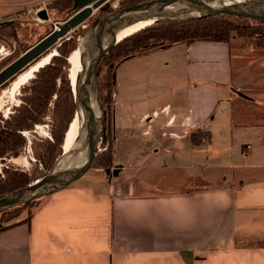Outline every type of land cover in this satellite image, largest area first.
Here are the masks:
<instances>
[{"label":"crops","instance_id":"0c3cea01","mask_svg":"<svg viewBox=\"0 0 264 264\" xmlns=\"http://www.w3.org/2000/svg\"><path fill=\"white\" fill-rule=\"evenodd\" d=\"M42 1L0 0V25L23 28ZM251 41L121 62L117 175L170 165L195 183L162 189L138 176L120 193L81 178L0 232V264H264V49Z\"/></svg>","mask_w":264,"mask_h":264},{"label":"rangeland","instance_id":"374dc122","mask_svg":"<svg viewBox=\"0 0 264 264\" xmlns=\"http://www.w3.org/2000/svg\"><path fill=\"white\" fill-rule=\"evenodd\" d=\"M223 3H228V1L223 0ZM235 3L242 4V1ZM121 5H123L122 0H110L102 7L104 9L111 8V11L126 8V6ZM65 7L70 8V5L67 4V2H65V4H60L57 9L53 10L51 14H49V17L51 19L58 20V22H63L67 19V17H70L73 14L72 13L67 16L72 10L66 12ZM70 9H72V6ZM168 12L174 16L189 15L188 10L180 9ZM103 15L105 14L101 10L95 11L90 19L85 21L76 29V33H72L70 35V37L73 36L74 39H71L62 47L61 51L57 53L59 54L58 57H56L49 66L41 70L40 73L37 72L32 81L23 85L21 90L16 93L14 99L11 100L9 97L4 98L6 104L5 108L0 111V120L5 118V112L17 115L19 111L24 108L31 111L30 116L32 117L27 119L26 123L24 122L26 124L25 126H27L26 129L22 131L24 134L23 138L25 139L24 145L17 148L10 147L11 149H14V151H8L4 157H0V196L9 194L8 192L12 193L11 191L15 192L14 190L16 189L20 190L22 187L26 188L27 185L29 186L33 184L34 181L43 177L48 172L49 167H51V165L53 166L58 159L59 164L57 168H55L56 172H58V170L74 168L84 156V151H81L84 147L82 115L79 106L77 105L78 103H74L73 92L71 91V87H73L71 83V75L68 76L71 87H69V83L66 79L68 65L66 64L65 57H67L71 49L76 46V41L83 31L86 29H93L94 24L97 20L101 19ZM220 16V18H216L215 21H212L213 24L211 29H208L209 27H205V29H201V32L214 35L222 33L225 34V36L227 34L230 39H235L236 37L249 38L252 40L251 42L256 43L261 50L264 49V24H257L251 21L243 22L232 18L231 16ZM200 25L203 26L204 24H193L191 26H187V28L182 27L183 25L180 24L162 25L163 28L161 27L162 29H160V31H154L153 33L157 32L159 35L164 32L171 33L174 30L180 29H189L190 31L198 29L196 32L200 33V27L196 29L193 28L194 26ZM23 26V28L20 27L17 31L20 36L19 44H16L15 40L12 38H0V50H3L0 54V63L1 61L7 62L8 59L11 60L15 58L17 54L21 55L25 49L35 45L41 38L45 37V34L48 33V31L51 30V22H46L45 24H35L32 22L30 17H26V21ZM240 33L251 34L252 36L240 37L238 36ZM151 35L152 33L150 34V30H147L143 33L141 32L132 36L126 43L122 42L117 45L115 49H112L110 53L99 63L98 83L102 97L101 99L104 101L103 108L105 111V131L95 153L92 166L82 177V184L93 183L96 184L95 186L98 188L112 185L116 191L121 193L126 192L129 189L127 187V183L136 180L142 173L141 166L138 165L136 166L137 169L134 168L136 169L135 171L132 167H129V171H124L122 173L119 172L117 176H112V171L116 169L117 163L114 158L115 143L113 141L112 134L111 113L113 106L115 105L116 77L117 80L120 78V71L115 69L121 63L120 61H122L121 56L116 57V53H121L120 55L124 54L122 52H128V54L131 53L126 50L127 47L132 45L134 41H138L140 38H146ZM150 42L153 41L148 40L149 44H151ZM143 44L144 43H141L140 46L134 44L137 48L135 51L138 54L143 53L142 51L144 50L142 46L145 45ZM49 53L50 52H48L47 55ZM87 58L88 56L85 58V64L88 60ZM35 63L36 62H34V64ZM28 67L23 69L21 72L28 69ZM1 69L2 67H0V70ZM10 81L0 89V94L5 88L10 86ZM113 81H115V84ZM137 95L141 96V91H139ZM90 98L93 99L92 93ZM33 104L38 106V108H36L37 112L34 113L31 110L33 107H30ZM17 106L22 107L18 108L20 109L18 112ZM75 114L76 117L73 120L75 125H77V122L80 123L79 128L75 127V130H77L75 135L79 131V136L76 142L74 141L71 144V147H73L72 151H70L67 157L64 158V154V156L61 157L63 153L62 146L60 144L62 132L64 131L68 121L71 120ZM34 117L36 118V121H34L35 124L32 126ZM1 126L2 124L0 123V128ZM195 137H198V135L193 137V142L196 141ZM137 159L140 160L141 158L139 157ZM106 169L110 170V174L108 176L105 174ZM141 176L143 180L150 181L151 184H154L155 186H158V188L162 189L172 188L174 185L179 184L181 180L185 179L183 176L179 175L177 171H175V168L170 167V165H167V167L162 166L161 169L150 170L143 173ZM193 183L195 182L187 180L186 178V180H183L181 185H190ZM44 200L45 198H42L32 205L37 206ZM32 209L33 208L30 207H23L22 209L11 211L6 215H2V213H0V224L12 219L22 210L23 212L21 213L19 219L24 218L29 212H31ZM6 210L7 209H4L3 211Z\"/></svg>","mask_w":264,"mask_h":264},{"label":"water","instance_id":"95a60500","mask_svg":"<svg viewBox=\"0 0 264 264\" xmlns=\"http://www.w3.org/2000/svg\"><path fill=\"white\" fill-rule=\"evenodd\" d=\"M110 0H74L73 14L63 22L51 24V31L35 45L24 51L18 58L0 70V89L19 72L57 48L63 39H69L85 21L93 16ZM223 0H153L118 9L97 20L92 29L96 33V44L83 65L82 79L77 89V103L82 114L84 136V158L72 169L56 172L54 168L33 184L15 192L0 196V210L28 204L65 189L80 180L91 168L98 145L105 131V111L98 83V66L102 58L117 44L119 28L126 22L137 20L188 19L214 17L217 15L234 16L256 21H264V0H242V4L226 6ZM234 1V0H232ZM237 1V0H235ZM188 10V16H174L168 11ZM171 13V12H170ZM45 22H50L45 10L38 14ZM91 93L93 99L90 98ZM72 151V150H71ZM80 151V152H81ZM63 156V154H62ZM118 169L112 171L117 176ZM108 176L110 170H105Z\"/></svg>","mask_w":264,"mask_h":264},{"label":"trees","instance_id":"16d2710c","mask_svg":"<svg viewBox=\"0 0 264 264\" xmlns=\"http://www.w3.org/2000/svg\"><path fill=\"white\" fill-rule=\"evenodd\" d=\"M148 1H151V0H122V3H123L124 6L129 7L131 5H136V4L143 3V2H148ZM65 2H67V4L70 5V8L72 6V9H70L68 7H65V11L66 12L72 10L67 16L72 14L73 13L74 0H57V1L51 2L47 6L48 15L51 14V12L53 10L57 9L60 4H65ZM123 5H121V6H123ZM110 9L111 8L106 10L103 7H101L99 10L104 12V14H106V13L111 14L112 12H114V10L111 11ZM220 17H221L220 15H217V16H214V17H204V18H188V19H168V18H166V19H160L158 21H155L151 26L145 27V28L141 29L140 31L136 32L135 34L122 39L112 49H115V47L117 45L121 44L122 42L126 43L132 36H134V35H136L138 33H141V32L143 33V32H145L147 30H150V34L152 33L151 36H148L146 38H140V40L134 41V43L132 45H130L129 47H127V49H126V50L130 51L131 53L128 54V52H122V53H124L122 55H120L121 53H116V57H120L121 56V58H122L121 60L122 61L133 57L134 55L138 54L135 51L137 48L134 46V44L140 46L141 43L145 44V45L143 44L144 46H142L143 50H144V51H142L143 53H148V52H151V51H154V50L161 49L163 47L173 46V45H178V44L190 45V44H193L194 42H197V41L228 43L231 39H230V37L227 36V34L225 36V34H222V33L214 35V34H206L204 32H201L202 31L201 29H205V27H207V28L209 27L208 29H211V26L213 24L212 21H215L216 18H220ZM231 17L235 18L237 20L243 21V22H250L251 21V22H254V23H257V24H264V21H256V20H250V19H246V18L233 17V16H231ZM51 20L54 21V22H58V20H56V19H51ZM201 23H203L204 25L203 26L200 25V26H194L193 27L194 29L200 27V29H199L200 33L196 32V31H198V29L197 30H193V31H190L189 29H187V30L180 29V30H174L171 33L164 32V33H161L159 35L157 34L158 30L160 31V29L163 28L162 25L180 24V25H183L182 27L187 28V26H191L193 24L194 25L195 24H201ZM242 28H245V27H242ZM18 29L19 28H18V26L15 23L1 24L0 25V38L1 37H3V38H12L13 40H15L16 44H19L20 43V36L18 35L19 33H17ZM50 31H48V33ZM87 31H88L87 29L85 31H83V33L80 35V37L83 36ZM154 31H157V32L153 33ZM48 33H46L45 36ZM74 33H76V32H74ZM238 36H240V37H251L252 35L251 34L240 33ZM71 39H74V37L72 36L69 39H63L60 42V45L55 49L56 52L57 53L60 52L62 47L64 45H66ZM148 40L149 41H153V42H150L151 44H149ZM30 47H28V48H30ZM76 47H77V41H76V46L73 47V49H71L69 55L67 57H65L66 64L68 65V71H69L68 57L76 49ZM27 49H25V51ZM110 51L106 55H108L110 53ZM143 53H141V54H143ZM58 55L59 54H57V56H54L51 59L50 63L48 65H46L45 67H43L42 69H40L38 71V73H40L41 70H43L47 66H49L51 64V62L56 57H58ZM18 56H19V54H17V56L15 58L11 59V60L8 59L7 62L6 61L5 62L4 61L1 62L0 63V67H2V68L5 67L8 63H10L13 60H15ZM122 61H120V62H122ZM68 71L66 73V79H67V81L69 83V87H71V84H70V82L68 80V76L70 75V73ZM97 72H98V69H97ZM82 74L81 73L78 74L77 82H76L74 90H73V87H71V91L73 92V97H74V103H77V89H78L80 80L82 78ZM113 83L115 84V81H113ZM115 91H116V86H115ZM102 103H103V106H104V101L103 100H102ZM20 107L21 106H17V112H18V110H20V109H18ZM30 107H33L31 109L33 111V113L37 112L36 108H38V106L33 104ZM30 113H31L30 110H28L27 108H24L23 110H20L17 115L9 113L5 118L3 117L4 119L0 120V123L2 124V126L0 128V157H4V155L6 153H8V151L13 152L14 149H11L10 147L17 148V147H20V146L22 147L24 145L25 139L23 138L24 134L22 133V131L24 129H26V127H27V126H25L26 125L25 124L26 120L29 119L30 117H32V116H30L31 115ZM75 117H76V114L74 115L73 118L71 117L72 119L68 121L64 131L62 132L61 143H60L61 146L63 145L65 134L67 133V131L69 129V126L73 122ZM33 119L34 120H33L32 126H33V124H35L34 121H36L35 117ZM111 151H112V149H111ZM61 157H62V155H61ZM58 160L56 162H58ZM56 162L53 164V166L51 165V167H49L48 172L44 176L49 174L51 169L55 166ZM43 177H41V178H43ZM23 188H25V187H22L20 189H23ZM16 190H19V189H16ZM16 190H14V191H16ZM11 192H13V191H11ZM8 193H10V192H8ZM36 201H38V200H34V201H32V202H30L28 204H22V205H19V206H16V207L8 208L6 211L0 210V213H2V215H6V214H8L11 211L22 209L23 207L34 208L35 205L33 206L32 204H34ZM22 212H23V210L18 212L17 215L15 217H13L12 219L7 220L4 223L0 224V232L4 231L6 229L12 228L14 226H17V225H19L21 223H24L28 219V217L30 215V212L27 214L26 217H24L25 218L24 220L19 221L20 220L19 217H20ZM16 218H18V219H16Z\"/></svg>","mask_w":264,"mask_h":264},{"label":"bare ground","instance_id":"6f19581e","mask_svg":"<svg viewBox=\"0 0 264 264\" xmlns=\"http://www.w3.org/2000/svg\"><path fill=\"white\" fill-rule=\"evenodd\" d=\"M228 1V3H223L226 6L229 5H234L236 4L235 2L242 1V0H237V1H232V0H225ZM243 2V1H242ZM154 22L151 20H137L135 22H126L122 24L119 28V33L117 34L116 41L117 43L120 42L122 39L131 36L135 34L136 32L140 31L141 29L151 26ZM96 33L91 29H89L86 34L82 37H80L77 40V47L76 49L70 54L68 57V64H69V73L72 78V85L75 88L76 82H77V77L79 73H83V65L85 64V58L88 56L89 58V53L91 52L92 48L96 44ZM56 48L50 49L48 52H50L48 55L47 53L44 54L43 56L39 57L36 61L35 64L34 62L31 63L33 65H29L28 69L25 71L18 73L12 81H10V86L8 88H5L3 92L0 94V111L5 108V97H9L11 100L15 98L16 93H18L21 90V87L25 85L27 82L31 81L34 77L35 74L48 65L51 61V59L57 55V52L55 50ZM3 52V50H0V54ZM45 56V57H44ZM43 57V58H42ZM41 58V59H40ZM87 58V59H88ZM39 60V61H38ZM9 112H5L4 116L6 117ZM78 114V113H77ZM82 115V114H81ZM75 127L79 128L80 123L77 122V125H75L74 121L70 124V127L65 134L64 142L62 145V150L63 154L65 155L64 158L67 157V155L70 153V151L73 149L71 147V144L78 139L79 136V131L75 135ZM101 151V150H100ZM99 153V152H98ZM63 155V156H64ZM84 158V156L80 159V161L76 164V166L81 162V160ZM36 182V181H35Z\"/></svg>","mask_w":264,"mask_h":264},{"label":"built area","instance_id":"2783aa9c","mask_svg":"<svg viewBox=\"0 0 264 264\" xmlns=\"http://www.w3.org/2000/svg\"><path fill=\"white\" fill-rule=\"evenodd\" d=\"M50 4L48 0L42 1L40 4H38L35 8L32 10V22L35 24H45L46 22L43 21L40 17H38V14L45 10L47 12V6ZM48 14V13H47ZM156 113H153V117H156ZM147 119V117H146Z\"/></svg>","mask_w":264,"mask_h":264},{"label":"flooded vegetation","instance_id":"af4514ba","mask_svg":"<svg viewBox=\"0 0 264 264\" xmlns=\"http://www.w3.org/2000/svg\"><path fill=\"white\" fill-rule=\"evenodd\" d=\"M151 1H153V0H151ZM107 9H108V8H106V10H107ZM114 11H115V10H114ZM107 15H109V14L106 13L105 15H103V17H105V16H107ZM103 17H102V18H103ZM19 56H20V55H19ZM17 58H18V57H17ZM13 61H14V60H13ZM13 61H12V62H13ZM1 62H2V61H1ZM10 63H11V62H10ZM10 63H8V64H10ZM8 64H7V65H8ZM7 65H6V66H7ZM6 66H5V67H6ZM3 68H4V67H3ZM3 68H2V69H3ZM2 69H1V70H2Z\"/></svg>","mask_w":264,"mask_h":264}]
</instances>
